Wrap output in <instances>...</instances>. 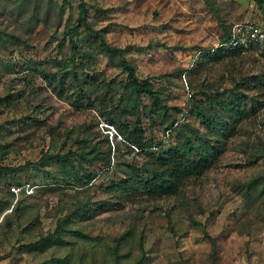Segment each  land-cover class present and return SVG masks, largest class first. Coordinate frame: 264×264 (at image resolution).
<instances>
[{
    "label": "rangeland",
    "instance_id": "obj_1",
    "mask_svg": "<svg viewBox=\"0 0 264 264\" xmlns=\"http://www.w3.org/2000/svg\"><path fill=\"white\" fill-rule=\"evenodd\" d=\"M86 1L92 26L112 45L126 48L139 78L152 77L163 99L159 105L141 96L142 128L153 151L178 143L179 124L207 131L193 113L196 99L205 98L204 89L218 91L217 103L240 98L248 116L237 121L232 134L219 137V157L202 175L192 176L181 193L149 197L141 192L123 199L113 183L124 178L123 167L140 165L146 155L106 120L102 99L107 88L98 89L94 79L120 82L126 71L116 59L96 52L99 38L83 26L76 35V68L90 93L73 94L78 84L72 74L60 73L58 61L65 64L73 52L68 41L61 46L60 40L78 16L79 1L71 0L61 11L62 0H0V98L13 99L12 104L0 102V143L8 150L0 165L31 161L41 169L0 172V264H133L141 256L139 264H264V193L251 196L243 188L264 170V47L218 55L235 23L260 16L259 4ZM243 76L249 83L232 93L225 90ZM161 107L169 108L172 126L158 114ZM76 137L89 138L102 150L111 147V164L85 161L87 173L95 176L88 183L62 184L57 164L42 156L75 149ZM79 201L88 206L68 224L71 230L63 239L22 248L54 230ZM131 227L136 240L143 239V249L136 242L129 256L116 261L114 240Z\"/></svg>",
    "mask_w": 264,
    "mask_h": 264
},
{
    "label": "trees",
    "instance_id": "obj_2",
    "mask_svg": "<svg viewBox=\"0 0 264 264\" xmlns=\"http://www.w3.org/2000/svg\"><path fill=\"white\" fill-rule=\"evenodd\" d=\"M78 1V16L73 22L68 24L64 36L60 40L61 46L68 41L73 51L71 56L64 60L65 64H62L63 61H58L61 64L60 73L64 75L70 73L73 75V79H75L78 84V88H74L73 94L90 93L88 89H83L84 83L82 81V75L76 68L79 49L76 35L83 26L89 32L96 34L99 38L96 52L116 59L119 68L127 73L126 80L120 82L113 79L109 80L106 77L99 82L100 80L96 79L98 76L96 78L93 76L90 77L91 79L95 78L94 81L97 80L98 89L103 87L107 88L108 93L104 95L102 99L103 113L109 123L114 125L116 123L125 137L136 145L139 152H145L144 154L146 155L140 165L130 163L126 167H123L124 178L117 181L116 184L113 183L114 191H118L123 199L128 198L133 193L136 194L141 192L146 193L149 197L181 193L182 187L192 176L202 175L205 170L214 163L216 158L219 157L222 152V141L219 137H223L227 132L232 134L234 129L233 126H235L237 121L248 116L246 114L247 111L242 105L243 103L238 104L240 98L232 99L227 104L226 101L221 98L217 103V99L219 98L218 91H204V89L202 94L205 98L196 99L193 113L201 119L207 131L205 133H199V129L194 131L191 123L179 124L176 127L181 134L178 143L169 148H159L157 151H153L151 149L154 146L153 141L151 138L145 136L142 128L140 111L141 96L143 94L148 95L150 100L158 101V103L161 102L159 105H162L163 99L155 90L152 77H147L143 80L139 78L136 63L131 62L125 55L126 48L112 45L101 29H95L92 26L87 17L89 13L87 1ZM256 2L261 9L264 8V0H256ZM70 3L71 0H62L60 10L62 11L63 6ZM228 37L225 40H227ZM256 46L264 47V45ZM249 48L228 50L221 47L220 49L222 51L218 55H220V57L225 54L235 55ZM210 54H207L209 58L215 56L214 54ZM34 64L39 65L41 61L32 62V65ZM95 75H98V72H96ZM60 80L59 85L63 88L66 79L63 76ZM246 83H249L248 77L243 76L234 87L225 90L232 93L243 84L246 85ZM121 86L123 87V91L119 94L117 90L120 89ZM67 92L68 88L61 90L59 94L64 95V93ZM78 99L80 98L78 97ZM193 99L192 97V100ZM0 102L12 104L13 99L9 96H5L0 98ZM234 105H236L237 108H234ZM174 108L177 109L176 107ZM177 110L180 109L178 108ZM228 110H230V114ZM157 112L163 117V120L165 119L170 123V126L174 124V122L171 121L172 116L170 117L169 115L168 107L158 108ZM147 115L151 116V109L147 110ZM129 117H134L135 119H128ZM214 136L219 139L214 140ZM74 140L77 142V147L75 149H69L66 152L46 151L42 156V161H53L57 164L59 173L56 176L62 180V184L75 185V182L88 183L95 176V172L89 171L87 173L85 161L92 164H111V147L108 151L102 150L97 145L91 144L89 142L91 140L86 137H76ZM5 146L6 145L0 143V148L2 149L0 153L1 158L7 154L8 150L5 149ZM29 166H34L38 171L41 170L36 163L27 161L25 164L17 167L0 165V172H14L20 168L27 169ZM243 188L247 195L255 196L257 193L259 196L262 195L264 193V170L253 176L251 180L243 185ZM87 206V201H79L74 208L69 210V214H65L62 218L57 220V225L54 230L49 231L47 234H42L33 242L22 245V248L30 249L33 246H46L52 242L63 239L64 233L71 230L68 228V224L73 221L76 216L79 214L81 215L83 213L82 211L85 210ZM74 231L79 234L81 233L80 230L75 229ZM142 241V238L136 240L132 227L122 233L114 240L115 243L112 254L117 258L116 261H121L123 258L129 256L136 242H138L139 247L143 249ZM127 246L128 248L126 249ZM142 258L143 256L139 257L138 261H141ZM138 261L133 264H139L140 262Z\"/></svg>",
    "mask_w": 264,
    "mask_h": 264
},
{
    "label": "built area",
    "instance_id": "obj_3",
    "mask_svg": "<svg viewBox=\"0 0 264 264\" xmlns=\"http://www.w3.org/2000/svg\"><path fill=\"white\" fill-rule=\"evenodd\" d=\"M264 9V8H263ZM256 19L235 23L227 40L220 46L225 49L249 48L264 45V10Z\"/></svg>",
    "mask_w": 264,
    "mask_h": 264
}]
</instances>
